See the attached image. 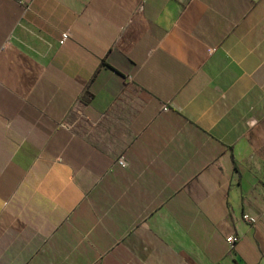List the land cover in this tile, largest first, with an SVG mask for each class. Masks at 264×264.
<instances>
[{
	"label": "crops",
	"instance_id": "obj_1",
	"mask_svg": "<svg viewBox=\"0 0 264 264\" xmlns=\"http://www.w3.org/2000/svg\"><path fill=\"white\" fill-rule=\"evenodd\" d=\"M0 264H264V0H0Z\"/></svg>",
	"mask_w": 264,
	"mask_h": 264
},
{
	"label": "built area",
	"instance_id": "obj_2",
	"mask_svg": "<svg viewBox=\"0 0 264 264\" xmlns=\"http://www.w3.org/2000/svg\"><path fill=\"white\" fill-rule=\"evenodd\" d=\"M70 37V32L69 31H63L61 33V36H60V39H59V42L60 43H64L68 38ZM117 163L119 165H124L125 164V161H124V158L122 156H120L117 160ZM244 219L246 220H249V221H253L252 218H250L248 215H244ZM237 238L234 237V236H229L227 238V241L228 243L230 244V246H233V244L236 242Z\"/></svg>",
	"mask_w": 264,
	"mask_h": 264
}]
</instances>
